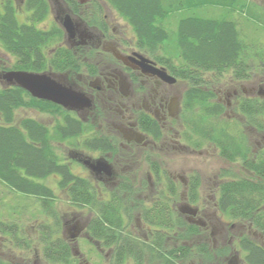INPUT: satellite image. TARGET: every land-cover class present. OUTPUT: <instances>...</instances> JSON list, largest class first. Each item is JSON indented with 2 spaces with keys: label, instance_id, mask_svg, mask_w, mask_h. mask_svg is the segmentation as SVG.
Instances as JSON below:
<instances>
[{
  "label": "trees",
  "instance_id": "16d2710c",
  "mask_svg": "<svg viewBox=\"0 0 264 264\" xmlns=\"http://www.w3.org/2000/svg\"><path fill=\"white\" fill-rule=\"evenodd\" d=\"M106 2L130 25L138 47L186 81L182 107L186 116V128L192 129L194 134V139L190 135L188 143L201 148L204 141L209 140L222 158L242 160L244 169L249 171L248 175L239 176L232 170H221L220 176H225V179L219 184L216 207L226 219L244 222L249 230L264 236V150L258 156L247 157L249 145L244 141L239 142L236 133L226 131L225 128L229 126L215 121L223 112V106L215 99V90L222 76L230 73L226 82L246 79L253 69L254 57L261 56L253 53V47L242 38L243 34L235 17L229 18L224 14L218 17L187 15L176 19L173 29L165 25V21L177 12L209 5L241 14L249 23L264 28V8H256L250 0ZM43 3L41 1L38 4ZM38 7L39 5L36 6L35 21H39L46 10L45 7L42 11L38 10ZM62 34V30L56 25L43 30L35 24L20 23L10 6L4 12L0 11V44L14 57L5 68L51 73L75 68L81 61L70 49L53 47L48 53L43 50L45 45H53L60 40ZM261 66L264 65H257ZM21 107H32L49 113L56 118L55 122L49 127L34 117L16 118V110ZM239 109L244 113L246 123L256 124V116L261 118L264 115V100L244 98ZM86 127L89 126L56 103L32 97L17 85L0 87V184L11 191L39 200L41 211L54 219L53 225L60 226L67 220V213L59 215L55 206L56 193L42 181L50 175H57L56 186L65 193L67 204L74 207L86 206L90 212L93 211L86 227L87 232L91 238L100 242V246L113 247L114 251L110 255L113 264H124L129 256H134L136 262H142L139 250L143 245L148 252L149 264H156L155 260L160 259L157 250L161 245L160 241L171 236L174 231H178V239L181 241L178 246L179 262L174 261L175 248L164 242L161 264H192L190 261L193 260L194 264H208L212 261L214 255L205 242L204 230L189 224V227H169L175 219L180 225L185 222L176 217L166 205L169 203L167 197H164L160 208L154 205L152 213L149 212V219L163 226L157 227L160 231H155L159 234L152 237L155 241L145 243L146 240L141 237L129 241L123 227H118L121 223L119 210L123 208L122 199L111 197L108 200L95 195L91 183L74 173L70 163L63 160L56 148L57 144L66 139L76 138ZM188 134L189 132L187 136ZM190 179L192 191L196 192L200 181L199 173L195 172ZM167 180L168 190L175 197L177 189L172 181ZM44 221L40 224L42 226L34 227V235L41 242L39 249L51 263L63 261L68 264L72 257L70 241L60 234V227H50ZM19 233L20 225L15 219H0V239L10 245L9 241L12 240L30 239L20 237ZM194 239L196 242L192 246L183 242ZM239 244L244 251L246 264H264V242L259 243L245 233L240 237Z\"/></svg>",
  "mask_w": 264,
  "mask_h": 264
},
{
  "label": "flooded vegetation",
  "instance_id": "af4514ba",
  "mask_svg": "<svg viewBox=\"0 0 264 264\" xmlns=\"http://www.w3.org/2000/svg\"><path fill=\"white\" fill-rule=\"evenodd\" d=\"M41 1L44 2L43 5L38 4ZM37 5L38 10L42 11L44 7L46 9L39 21H35ZM9 6L20 23L35 24L38 28L49 30L51 28L49 23L53 19L54 25L62 30L61 39L54 45H45L43 48L45 52L48 53L53 47H65L79 57L81 63L69 71L35 72L49 73L88 98V106L69 111L89 126L76 136L80 147L73 157L84 169L82 174H76L82 179H87L95 195L100 198L122 199L123 208L119 210L121 223L118 227H123L129 241L136 237L144 238L145 243L155 241L152 237L159 235L155 233L160 231L157 227L163 226L149 219L150 213L154 205L160 208L164 197H167L169 203L166 205L176 217L185 222L180 225L175 219L169 227L196 225L206 233L205 242L214 257L223 255L222 262L217 264H246L244 255L240 256V250L243 249L239 239L245 231H250L249 227L244 222L228 221L218 211L216 199L219 184L225 179V176H220L221 170L229 169L239 176L248 175L249 171L244 169L241 159L222 158L218 149L209 140L204 141L201 148L188 143L187 140L194 139V134L192 129L186 128V116L182 107V95L187 88L186 81L174 75L167 65L137 46L130 25L115 13L106 0H0L1 12ZM66 15L75 24L73 36H68L62 26ZM129 27L132 32L128 30ZM2 55L5 60L1 58ZM9 55L0 44L1 79L4 71L11 70L5 68L11 60ZM257 59L253 60L254 68L260 64ZM170 76L175 79L172 80ZM243 81L228 83L236 85ZM261 84L246 89L240 83V91L236 86H231L230 94L235 97L234 103L231 101L224 103L217 99L223 110L231 108L236 111L237 127L234 131L230 128L225 130L236 133L239 142L244 141L249 145L247 157L258 156L259 152L264 150V115L261 118L256 116V124L246 123L239 104L244 98L264 100V89ZM7 85L9 84L2 79V86ZM256 136L260 137L261 141H256L258 146L251 149L250 143ZM206 145H212L220 159L229 166L239 165L238 168L245 172L243 175L229 166H224L214 174V180L209 186L208 196L212 200L209 208L203 207L200 203L201 176L196 192L192 191L190 176L199 172L195 171L189 175L183 172H170L166 168L167 162L163 159V156L167 157V154L178 151L200 152ZM86 150L93 155L86 154ZM86 161L102 163L100 169L93 170L85 163ZM167 179L172 181L174 188L177 189L175 197H172L168 190ZM194 209L196 212L192 214L191 211ZM86 216L82 222L68 223V219L63 222L61 233L64 239L71 243L72 263L113 264V258L110 256L114 251L113 247L100 246L99 241L89 236L86 227L89 225L92 212L89 211ZM208 227L214 228L211 229V235H217L224 247L216 248L215 244L213 246L209 244ZM78 229L80 230L77 232ZM74 232L81 235L86 242H92L93 249L100 253L98 261L91 262L79 249L73 247ZM227 235L229 240L224 241L223 238ZM9 242L11 245L0 239V264H67L63 261L51 263L43 256L39 249L41 242L37 239ZM164 242L167 246L175 248L174 261L178 263V246L181 241L178 239V231H174L171 236L168 235L165 240L160 241L161 245L157 248L160 259L155 260L156 264L163 261ZM183 242L192 246L195 241ZM234 243L240 248L239 254ZM20 244L22 248L19 247ZM139 251L142 253V262H136L134 256H129L124 260V264H149L145 246L143 245ZM7 252L10 255L6 254ZM190 263L194 264L192 261ZM211 263L212 261L208 264Z\"/></svg>",
  "mask_w": 264,
  "mask_h": 264
},
{
  "label": "rangeland",
  "instance_id": "374dc122",
  "mask_svg": "<svg viewBox=\"0 0 264 264\" xmlns=\"http://www.w3.org/2000/svg\"><path fill=\"white\" fill-rule=\"evenodd\" d=\"M252 1L255 5L256 8L258 6H261L264 8V0H250ZM116 13V12H115ZM224 14L225 16H228L229 18H236L239 22V28L241 30L242 38L246 40L248 45L250 47H253V53L260 54L261 58L255 56L254 58L257 59V61L264 65V28L261 25L258 24H252L249 23L244 19V17L241 14H236V13H231L223 9L222 7H216V6H201L198 8H191L187 9L185 11H180L175 14H173L171 17H169L165 21V25L169 29H173L175 25L176 19H179L181 17L187 16V15H199V16H205V17H218L220 15ZM51 26L54 25L53 19L49 23ZM131 32V28L129 29ZM54 45V43H53ZM165 54V53H162ZM255 55V54H254ZM12 62L14 60V57L9 55L8 56ZM3 60L5 58L3 55L1 56ZM230 75V73L225 74V76H222L220 80V84L217 85L216 90L217 93H215V99L222 101V102H233L235 101V97L230 94L232 87L231 86H236L237 89L240 91V83H242L244 88H249L250 86H259L261 83L262 88L264 89V66L261 67H256L252 69L250 72L249 77L244 79L243 82H238L236 85L230 84L226 82ZM235 84V83H234ZM187 85V83H186ZM2 86V79L0 78V87ZM221 100H220V99ZM217 100V101H218ZM236 111L233 109H227L223 110L222 114L218 117V119H215V121L221 122L222 124H225L226 126H229L230 129L235 130L237 127V116H236ZM23 116H29V117H34L38 119L39 121H42L45 123L47 126L51 127L53 123L55 122V119L52 115L46 114L44 112H39V110L32 108V107H21L16 110V118H20ZM261 141V138L256 136L253 140L252 143H250V147L255 148L257 145L256 141ZM80 145L77 142V138H70L66 139L60 144L56 145V148L58 150V153L62 156L63 160L69 162L71 164L72 170L75 173H80L82 174L84 172V169L80 163L74 159L73 155L77 150L79 151ZM86 154L93 155L92 152L90 151H85ZM163 159L165 162H167V170L172 172H183L186 175H189L195 171H198L200 176H201V200L200 203L202 204L203 207H210L211 203V198L208 196L209 195V186H211L213 180H214V174L218 173V171L223 168L224 166L227 167L229 166L226 162L222 161L220 157L217 155V151L214 150V147L212 145H206L204 149H202L200 152H195V153H182L180 151L174 152V153H169L167 154V157L163 156ZM237 167V168H236ZM236 167H231V169H235L237 172L242 173L243 175L245 172L238 168L239 165H236ZM143 169V168H142ZM137 172V171H136ZM142 174V173H141ZM241 174V175H242ZM125 177V175H122ZM56 180H57V175H50L49 177L43 179L42 181L50 185L53 189L54 192L56 193V200H55V206L56 209L61 216L63 213H67L66 219H68V223H72L73 221H80L82 222L85 220L87 217V213L89 211L88 207H74L73 205H68L67 204V198L64 192H61L57 186H56ZM41 181V180H40ZM93 213V211H92ZM6 218L9 221H12V219L16 220V223L20 225V237H27L30 239H37L36 234L34 235V227H40L44 223H47L50 225V227H60L62 230V225L57 226L53 225L54 219H51V217H48L46 214H44L41 211L40 207V201L36 200L32 196H27L25 194L11 191L8 187H6L3 184H0V219ZM38 219V220H37ZM41 219V220H40ZM42 219H44L42 221ZM230 221V220H228ZM9 223V222H8ZM32 224H34V227H32ZM211 229L212 227L207 228V236H208V242L211 246L213 244L216 245V248H222L224 245L222 244V241L219 239L217 235L214 234V236L211 235ZM214 230V228L212 229ZM228 230V228H227ZM230 233V232H229ZM248 235L254 237L257 239L259 242H264V236L261 235L258 232H255L253 230L250 231H245ZM62 235L63 233L60 232ZM231 235V233H230ZM24 239V238H22ZM225 239V240H224ZM224 241L229 240V236L223 238ZM75 244H73V247L75 246L76 249H79L80 252H82L83 256L88 258L91 262L98 261V253L95 249H93V246L91 243H88L85 241L84 238H82L81 235H78L77 238H75ZM187 241V240H186ZM190 241H195L194 240H188ZM235 247L238 249L239 254V249L238 245L236 243L233 244ZM14 246V245H13ZM22 248V244L19 246ZM107 249V248H106ZM7 252L6 254H8ZM10 255V253L8 254ZM244 252L240 250V256L243 257ZM223 255L216 256L212 258V263L211 264H217L219 262H222L221 258ZM73 259H70V262L68 264H73L72 263ZM221 260V261H220ZM194 263V260L192 261Z\"/></svg>",
  "mask_w": 264,
  "mask_h": 264
},
{
  "label": "water",
  "instance_id": "95a60500",
  "mask_svg": "<svg viewBox=\"0 0 264 264\" xmlns=\"http://www.w3.org/2000/svg\"><path fill=\"white\" fill-rule=\"evenodd\" d=\"M68 36H73L75 31V24L72 22L68 15L65 16L62 24ZM5 83L9 85H17L25 89L31 96L52 101L56 104L69 110H76L89 105V100L80 91L73 89L70 85L60 82L51 74L46 72H35L22 69H11L4 71L1 75ZM171 79H175L170 76ZM86 161L90 168L93 170L100 169L102 162L96 163ZM106 169V167H105ZM196 209L191 213L195 214ZM80 229L77 230V232ZM77 233L72 234L76 236Z\"/></svg>",
  "mask_w": 264,
  "mask_h": 264
}]
</instances>
